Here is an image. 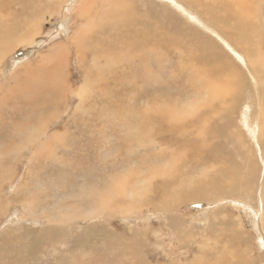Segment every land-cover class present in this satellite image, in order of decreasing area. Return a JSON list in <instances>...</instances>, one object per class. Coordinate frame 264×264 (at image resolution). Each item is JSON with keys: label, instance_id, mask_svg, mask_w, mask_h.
I'll return each instance as SVG.
<instances>
[{"label": "rangeland", "instance_id": "rangeland-1", "mask_svg": "<svg viewBox=\"0 0 264 264\" xmlns=\"http://www.w3.org/2000/svg\"><path fill=\"white\" fill-rule=\"evenodd\" d=\"M16 1L0 0V264H264V49L230 41L206 11L224 0H132L130 26L158 42L117 57L125 28L106 19L108 0ZM18 23L23 41L4 39ZM146 109L186 118L152 140L134 129ZM219 169L235 189L206 196Z\"/></svg>", "mask_w": 264, "mask_h": 264}, {"label": "bare ground", "instance_id": "bare-ground-1", "mask_svg": "<svg viewBox=\"0 0 264 264\" xmlns=\"http://www.w3.org/2000/svg\"><path fill=\"white\" fill-rule=\"evenodd\" d=\"M13 0H7V4H8V6H10V5H12L13 4V2H12ZM19 1V0H18ZM18 1H16V2H18ZM106 1V0H105ZM193 2H195L196 0H192ZM12 2V3H11ZM86 2V1H85ZM197 2V1H196ZM28 3V1H24V3L23 4H27ZM93 3H94V1H90V5H93ZM197 4V3H196ZM54 6V5H53ZM131 6H132V0H108V1H106V9L109 7V11L107 12L106 11V9H105V12L104 13H107V17H106V19L108 20V21H110V22H112L114 25L116 24L117 25V23H119V22H121L122 24L121 25H123V27L125 28V31H123L121 34H122V36H123V38H122V41L121 42H118L117 44H118V47H116V49L115 50H113V51H110V49H109V52H108V50L106 49V52H108L106 55L108 56V57H117V56H113L112 54L113 53H115L118 49H119V47H120V45L123 43V44H129V45H131L132 47H133V49H134V51H136V52H138L139 51V48H140V50H142V48L144 47V48H147V49H151V43H150V40H152V38L154 39V37L155 36H153L152 35V33L151 32H148V31H146L147 30V27L145 28V27H143L142 26V28H144L143 30H141V29H133V25H135V23H133L134 21L133 20H135V18L133 19L132 18V8H131ZM208 6V7H207ZM207 6H205V7H207L206 8V11H210V9L211 8H213L214 10H216L215 12H216V14H215V16H216V22H219V24H218V26L221 28V27H223V28H227V31H225V33L226 34H228V35H230V36H232V39L230 40L236 47H239V49L238 50H240V51H242L245 55H250V56H253V57H255V56H257V55H262L263 53H264V51H263V53H262V50L264 49V15H260L259 13H258V15H257V17L256 16H253L252 15V12H254V11H257V10H260V9H264V5L263 6H257V9H254L253 8V2H252V0H224V2L223 3H221V4H214V6L212 5V6H209V5H207ZM85 7V6H84ZM89 7V4L87 5L86 4V8H88ZM24 9V8H23ZM213 10V11H214ZM26 11V10H25ZM85 11V10H84ZM133 11H135V10H133ZM205 11V10H204ZM205 11V12H206ZM205 12H204V14H205ZM110 14V15H109ZM209 14H210V12H209ZM209 14L208 15H206V17H209ZM214 14V13H213ZM85 15H89V10L87 9V11H86V13H85ZM84 15V16H85ZM82 16V15H81ZM211 16H212V14H211ZM214 17V16H213ZM4 18H6L5 16H4ZM139 19V18H138ZM212 19V17L210 18V20ZM88 20H93L92 21V26L93 25H96L97 24V20L96 19H94V18H91V19H89L88 18ZM148 20V19H147ZM214 19H212V21H213ZM215 21H214V23H215ZM17 23V22H16ZM133 24V25H131L130 26V24ZM257 23H259L258 24V27H261V28H258L257 30H255V28H257ZM32 24H33V22H32ZM120 24V23H119ZM90 26V25H89ZM144 26H146V25H144ZM263 26V27H262ZM20 27V23H18V24H16V25H14L13 27H7V28H5L4 29V31H3V33L5 34V35H3V37L4 36H6V37H4V39H7L8 37H10L11 35H12V37L15 39V41H17V42H19L20 43V41H23V40H19L18 41V39L19 38H17L15 35H13L14 34V31L15 30H17L18 28ZM91 27V26H90ZM36 28V27H35ZM154 29V28H153ZM229 29H231L232 31H233V35H232V33L229 31ZM90 31H92V27L91 28H84V30L82 31V34H84V38H88L89 36H90ZM154 31V30H153ZM2 33V34H3ZM88 33H89V35H88ZM223 33V32H222ZM221 33V34H222ZM157 34V33H156ZM167 34V35H166ZM165 35V42H164V48L165 49H171V47L173 46V42H172V40H171V38H169V36H168V33H166ZM35 35V34H34ZM39 35V34H38ZM108 35V34H107ZM112 35H113V33H112ZM114 35H116V33H114ZM0 36H2V35H0ZM24 36V35H23ZM22 36V37H23ZM26 36V35H25ZM24 36V37H25ZM28 36V35H27ZM119 36V35H118ZM153 36V37H152ZM168 36V37H167ZM104 37V36H103ZM82 38V37H81ZM134 38H136L137 39V42H135L134 41ZM26 39V38H25ZM76 39V41H78V39L77 38H75ZM120 39V38H119ZM27 40V39H26ZM72 40V39H71ZM105 40H107L106 39V36H105ZM159 40V39H158ZM28 41V40H27ZM107 41H109L110 42V40L108 39ZM144 41H146V42H144ZM152 41H156V42H158L157 41V39L155 40H152ZM160 41V40H159ZM64 42H65V40H64ZM63 42V43H64ZM161 43H162V41H160ZM10 41L8 42V41H4V43H3V46L5 45V47L4 48H6V45L7 46H9L10 44ZM69 43V42H68ZM138 43V44H137ZM160 43V44H161ZM18 44V43H17ZM153 45V44H152ZM159 45V44H158ZM227 45V44H226ZM2 46V45H1ZM162 46V45H161ZM153 47V50H157V48H159V47H157V46H152ZM59 48V47H58ZM53 49V48H52ZM55 49V48H54ZM165 49H164V51H165ZM212 50H213V48H211ZM7 50V49H6ZM6 50H5V52L4 53H6ZM9 50V49H8ZM59 50H61V49H59ZM62 50H64V48L62 49ZM62 50H61V52H62ZM49 52H51L50 51V49H49ZM54 52V51H53ZM53 52H51V53H53ZM237 53H238V51H236ZM50 53V54H51ZM56 53V52H55ZM59 53V52H58ZM211 53V52H210ZM54 54V53H53ZM57 54V53H56ZM137 54H139V53H136V55ZM166 53H164V55H165ZM220 54H221V52H220ZM228 54V53H227ZM41 55V54H40ZM120 55V54H119ZM118 55V56H119ZM135 55V56H136ZM151 55V54H150ZM163 55V54H162ZM239 55H241L240 53H239ZM57 56V55H56ZM134 56V57H135ZM45 57V56H44ZM213 57V59L215 60L216 59V57H217V59H218V55L216 54V55H213L212 56ZM243 57V56H242ZM49 58H50V56H49ZM53 58V57H52ZM60 58V57H59ZM193 58L194 59H196V60H199V62H201V61H204V62H206L207 60H208V58H209V56H205V55H202L201 57L200 56H193ZM231 58V57H230ZM39 59V58H38ZM42 59V58H41ZM57 59V58H56ZM46 60H48L47 59V57L46 58H44V59H42V61H44V62H46ZM50 60V59H49ZM60 61H62V60H60ZM112 61V59L110 58V62ZM217 61H219V59L217 60ZM262 61V60H261ZM38 62H40V61H38ZM50 62H51V60H50ZM64 62V61H63ZM230 62V61H229ZM41 63V62H40ZM49 63V62H48ZM57 63H59V60L57 61ZM243 63V62H242ZM31 64V63H30ZM47 64V63H46ZM61 64L63 65L64 63H62L61 62ZM52 65V64H51ZM57 65V64H56ZM55 65V66H56ZM61 65V66H62ZM109 65H110V63H109ZM55 66H53L54 68H51V67H44V68H42V70L43 69H50L51 70V72H52V74H56V73H59L60 71H61V69L59 68L58 69V67L57 68H55ZM58 66V65H57ZM202 66V65H201ZM205 66V65H204ZM3 67V66H2ZM208 67H206V69H207ZM222 70V69H221ZM211 72L212 73V70L211 69H209V70H206L205 72H203V75L204 74H206V73H208V72ZM255 73V75L256 76H258V75H260L261 73H260V68H255V71H254ZM215 73V72H214ZM234 73V72H233ZM235 74V73H234ZM238 74V73H237ZM237 74H235L234 75V77L231 79L232 81L231 82H235V81H238V82H240V80H239V78L237 77ZM263 74V73H262ZM261 74V75H262ZM264 75V74H263ZM87 81H91V80H97V79H95V77H93L94 75H89V74H87ZM204 76H206V75H204ZM255 78H257V77H255ZM58 80V79H57ZM230 81H226V83H228L229 85H230V87L231 88H233V90H235L236 91V95H234V98H236V99H238L239 98V94H238V86H235L234 87V85H232V83H231ZM239 85H240V83H239ZM241 85L243 86L244 85V83L241 81ZM197 88V87H196ZM195 88V89H196ZM213 88L214 87H210V89L211 90H213ZM215 90V89H214ZM200 91H201V88H200ZM199 91V92H200ZM204 91V90H203ZM241 91V90H240ZM204 93V92H203ZM207 93V92H206ZM244 94V93H243ZM242 97V96H241ZM47 103V102H46ZM231 103V102H230ZM15 104H16V101H15ZM27 105V104H26ZM169 105V104H168ZM155 106V105H154ZM235 106V105H234ZM15 107V106H14ZM156 107V106H155ZM165 108V107H164ZM167 108V107H166ZM171 109H173V108H171ZM263 109V108H262ZM21 110V109H20ZM38 110V109H37ZM41 110V109H40ZM36 111V110H35ZM22 113V112H21ZM40 113V112H39ZM37 114V113H36ZM35 114V115H36ZM212 114V113H211ZM217 115H218V113H217ZM33 116V115H32ZM40 116H42V115H40ZM209 116V115H208ZM34 117V116H33ZM32 117V118H33ZM162 118L163 119V121L166 123L165 125H163V128H164V130L163 131H159V128H158V125H153L152 124V122H151V120L153 119V121H155V122H158V120H159V118ZM220 117V116H219ZM184 118H186V116H183L179 111H177V110H165V109H160V110H154V109H146V110H141L139 113H137V114H135L134 116H133V121H134V129L138 132V131H141L143 134H144V136L146 137V138H148V137H150V138H152V140H154L155 138V136L154 135H157V134H161V133H167V132H170V130L168 129L169 127H173V125L176 123V122H179V121H181V120H183ZM0 119L2 120V121H5V118L4 117H2V116H0ZM33 120V119H32ZM35 120V119H34ZM33 120V121H34ZM145 120H147V121H145ZM15 121V120H14ZM146 122L147 123H149L148 125L146 124ZM190 124H192L191 126H196L197 124L199 125V127H203L204 128V131H206L207 130V124H205L203 121H199V122H197V120H194V119H192L191 120V122H190ZM28 127H31V125L30 124H28L27 122L25 123L24 122V125L23 126H19V128L20 129H27ZM18 128V129H19ZM12 130V129H11ZM14 131V130H13ZM15 131H16V129H15ZM20 130H18V132H19ZM27 131V130H26ZM253 131V130H252ZM254 132V131H253ZM9 133H11V132H9ZM17 133V132H16ZM239 133V132H238ZM3 134V133H2ZM12 134H14V133H12ZM169 134V133H168ZM252 134V133H251ZM16 135V134H15ZM14 135V136H15ZM162 135H165V134H162ZM240 135V134H239ZM3 136H7V133H4V135ZM13 135H12V138L14 137ZM18 136H19V134H18ZM253 137H255V136H253ZM239 138V137H238ZM256 138V137H255ZM18 139V138H17ZM169 139V138H168ZM173 138H170L169 140H172ZM140 140V139H139ZM132 141H136L137 143H138V138L136 137V138H132L131 139V142ZM197 142V141H196ZM139 144V143H138ZM189 145H195L194 144V142L193 141H190L189 142ZM196 145L198 146V147H203L204 145H205V143L204 142H197L196 143ZM50 146V149L52 148V147H54V146H56L55 144H50L49 145ZM136 149V148H135ZM51 151H53V150H51ZM198 152H200L199 150H198ZM215 155V154H214ZM199 159V158H198ZM208 159V158H207ZM207 161V160H206ZM1 162V161H0ZM199 163V162H198ZM208 163V162H207ZM196 164V163H195ZM201 164V163H200ZM204 164V163H203ZM1 166V165H0ZM211 169V168H210ZM221 169H223V168H221ZM221 169H219V171H218V173L217 174H214L212 177H210L209 178V180L208 181H206V183H205V186L208 188V186H210V188H208V189H204V191L206 192L207 191V193H206V196H207V194H209V193H211V191H213L212 192V195L211 196H215L217 193V196H219V193H222V192H232V190L233 189H235V187L232 185L233 183H234V178L233 177H231V180H230V182L228 183V188L227 189H225V188H223L222 187V185L224 184V183H226V175L223 173V172H221ZM191 170H192V168H191ZM224 171H225V169H223ZM5 172V171H4ZM162 187V186H161ZM166 187V186H165ZM225 189V190H224ZM210 196V197H211ZM208 198H209V196H208ZM213 198V197H212ZM11 199V198H10ZM2 201H4V200H2ZM1 201V202H2ZM8 202V201H7ZM6 202V203H7ZM1 215V214H0ZM78 215V214H77ZM76 215V216H77ZM83 218V217H82ZM259 218V217H258ZM81 219V218H80ZM259 220V219H258ZM91 221V220H90ZM177 223V222H176ZM6 236V235H5ZM1 241V240H0ZM146 246V245H145ZM2 260V259H1ZM217 261V264L218 263H220V264H227L224 260H222V259H219V260H216ZM228 264H231V262H229ZM233 264V263H232Z\"/></svg>", "mask_w": 264, "mask_h": 264}]
</instances>
